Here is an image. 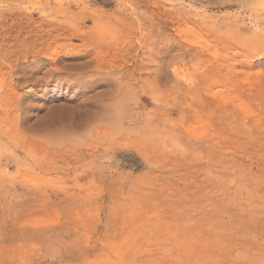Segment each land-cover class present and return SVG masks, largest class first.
Segmentation results:
<instances>
[{"label":"rangeland","instance_id":"374dc122","mask_svg":"<svg viewBox=\"0 0 264 264\" xmlns=\"http://www.w3.org/2000/svg\"><path fill=\"white\" fill-rule=\"evenodd\" d=\"M49 1L0 0V264H264V0Z\"/></svg>","mask_w":264,"mask_h":264},{"label":"bare ground","instance_id":"6f19581e","mask_svg":"<svg viewBox=\"0 0 264 264\" xmlns=\"http://www.w3.org/2000/svg\"><path fill=\"white\" fill-rule=\"evenodd\" d=\"M44 1V0H43ZM42 0H39V3H38V8H40L38 11H41V12H44V11H46V10H48V11H59V6H57V5H52L51 3H50V1L49 0H45L44 2H43ZM24 3V2H23ZM26 3V2H25ZM147 3V2H146ZM143 7H144V9H146L147 11H150L149 10V8H148V5H146V4H143L142 5ZM25 7V6H24ZM27 7V6H26ZM29 7V6H28ZM37 7H34L33 8V10H35ZM37 8V9H38ZM62 9H64V8H62ZM66 9V8H65ZM84 11V10H83ZM135 11V10H134ZM163 11V10H162ZM166 11V10H165ZM35 12V11H34ZM139 12V11H138ZM152 12H153V10H152ZM20 13V12H19ZM89 13V12H88ZM110 13V12H109ZM151 13V12H150ZM164 13V12H163ZM112 14V13H111ZM117 14V13H116ZM124 14V13H123ZM152 14V13H151ZM104 15V14H103ZM108 15V14H107ZM19 16H20V14H19ZM124 16V15H123ZM26 17V16H25ZM108 17V16H107ZM117 17H119V18H122V16H118L117 15ZM116 17V18H117ZM137 17V16H136ZM101 18V15H95L94 16V20L95 21H97L98 22V20ZM105 18V17H104ZM129 18V17H128ZM134 18V17H133ZM27 19H29V18H27ZM102 19V18H101ZM139 19V18H138ZM142 19V18H141ZM140 19V20H141ZM23 20V19H22ZM117 20V19H116ZM144 20V19H143ZM29 21V20H28ZM138 21V20H137ZM163 21H165V20H163ZM167 21V20H166ZM165 21V22H166ZM143 21H140V25L141 26H143L144 25V23H142ZM154 22V21H153ZM30 23V22H29ZM129 23V22H128ZM133 23V22H132ZM164 23V22H163ZM13 24V23H12ZM20 24V23H19ZM162 24V23H161ZM10 25V24H9ZM23 25V24H22ZM47 25H49V24H47ZM148 25H150V24H148ZM159 25V24H158ZM144 28H146V26L144 27ZM147 28H149V27H147ZM162 28V27H161ZM52 29V28H51ZM11 30V29H10ZM21 30V29H20ZM66 30H67V27H66ZM133 30V29H132ZM51 31V30H50ZM31 32V31H30ZM33 32V31H32ZM36 32V31H35ZM49 32V31H48ZM66 32V31H65ZM64 32V33H65ZM82 32V31H81ZM80 31H75V32H72L71 33V35H73V36H75V37H80V38H83V36H84V34L83 33H81ZM59 33V32H58ZM69 33V32H68ZM54 34V33H53ZM57 34V33H56ZM55 34V35H56ZM63 34V33H62ZM87 34V33H86ZM146 34H147V32H146ZM50 35H51V33L50 34H48V36L50 37ZM88 35V34H87ZM148 35V34H147ZM59 36V35H58ZM57 36V37H58ZM149 36V35H148ZM42 37V36H41ZM51 37H53V36H51ZM54 37H56V36H54ZM64 37V36H63ZM85 37V36H84ZM144 37V36H143ZM141 38V37H140ZM146 38V37H145ZM45 39V38H44ZM48 39V38H47ZM53 39V38H52ZM51 39V40H52ZM149 39V38H148ZM50 39H48V41H49ZM139 40V39H138ZM141 40L142 39H140V42H138V43H141ZM145 40V39H144ZM147 40V39H146ZM145 40V41H146ZM53 41V40H52ZM145 43V42H144ZM31 44V43H30ZM143 44V43H142ZM141 44V45H142ZM148 44V43H147ZM140 45V46H141ZM144 45V44H143ZM145 46V45H144ZM72 48V47H71ZM149 48V47H148ZM35 50V49H34ZM67 50V49H66ZM39 52H40V50H39ZM78 52V51H77ZM45 53V52H44ZM130 54V53H129ZM49 55V54H48ZM47 55V56H48ZM52 55V54H51ZM35 56V55H34ZM69 56V55H68ZM51 59V58H50ZM98 60V59H97ZM99 63V62H98ZM96 64V63H95ZM87 65H90V62H87V63H85L84 64V66H85V68L87 67ZM92 65V64H91ZM58 67V66H57ZM95 68V67H94ZM84 69V68H83ZM130 71V70H129ZM62 74V73H61ZM85 74V73H84ZM146 80V79H145ZM149 82V81H148ZM113 93H114V91H113ZM148 95V94H147ZM99 100H101V99H99Z\"/></svg>","mask_w":264,"mask_h":264}]
</instances>
